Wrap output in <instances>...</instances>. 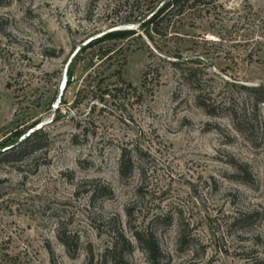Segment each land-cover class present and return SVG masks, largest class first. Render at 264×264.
Segmentation results:
<instances>
[{
    "label": "rangeland",
    "instance_id": "374dc122",
    "mask_svg": "<svg viewBox=\"0 0 264 264\" xmlns=\"http://www.w3.org/2000/svg\"><path fill=\"white\" fill-rule=\"evenodd\" d=\"M160 1L0 6V150L33 123L48 133L41 150L18 161L0 156V264L96 262L117 227L133 246L127 264H153L131 234L147 223L158 264H264V105L241 89L264 84V0H211L146 34L138 19ZM125 16L135 34L79 53L51 109L72 50ZM165 53L203 64L199 94L216 106L229 99L231 108L206 115L196 94L158 63ZM146 65L156 66L160 80L135 102L129 86L140 90ZM120 149L135 168L126 181L117 173ZM96 187L110 196L90 200ZM234 217L249 220L235 224ZM59 229L78 237L71 255Z\"/></svg>",
    "mask_w": 264,
    "mask_h": 264
},
{
    "label": "trees",
    "instance_id": "16d2710c",
    "mask_svg": "<svg viewBox=\"0 0 264 264\" xmlns=\"http://www.w3.org/2000/svg\"><path fill=\"white\" fill-rule=\"evenodd\" d=\"M211 3V0H161L158 3L156 10L153 13H150L148 18L138 19V27L144 26L147 31L157 32L153 25L164 18L167 21H170L172 18H179L185 12H194L199 10L200 6H207ZM4 0H0V6H5ZM120 26L112 25L111 27L97 31L93 37V39L80 51L83 53L87 49L94 48L98 46L100 43L105 41H116L123 40L135 34L134 28L130 26H126L130 24L128 17H122L120 19ZM89 37V38H90ZM166 57L161 55H156L157 61L161 65H166L171 69V76L173 78L174 83L176 85H180L195 93V105L200 108L206 115L208 116H218L225 110H229L231 108V103L228 100L223 102L222 104L216 106L213 103H209V99H205L201 97L199 94L202 89V83L204 81L205 73L203 71L204 65L199 63L198 61H188V59H182L179 53L175 54H164ZM149 56H152V53H149ZM156 66L146 65L144 71L142 72V77L140 81V90L135 87H130V91L134 94V101L137 102L140 97V92L143 89H146L147 85H157L160 80L159 72ZM71 73H68V83L70 84ZM242 92L245 96L250 99L253 105L262 104L264 105V84H259L257 86L250 87H242ZM120 91V88H114V92ZM103 95L108 94L107 88H104L102 91ZM35 129L32 133H30L26 138L20 141L13 147L7 148L5 150H0V156L2 159L6 161H18L22 156L27 153H31L33 151L41 150L45 148L48 143V133L46 132L45 125H39V123H33L29 126L23 135L30 129ZM22 135V136H23ZM21 136V137H22ZM20 137V138H21ZM136 155H140V151L136 150ZM118 167L117 173L118 177L121 181L128 180L133 171H134V163L131 155L125 152V149H120L118 154ZM231 175L240 182L244 184H248L246 181V175L244 172L237 170L235 168L232 169ZM89 199H95L96 197L100 198H108L110 196V192L104 188L96 187L91 188L88 191ZM152 219H150L151 221ZM232 223L235 224H243L245 225L248 217H234L231 219ZM132 238L136 243V247L145 254V257L148 261L153 264H158L160 261V253L155 244L154 237L152 235L151 229L147 225L140 230H134L132 228L131 231ZM108 241L105 246L102 248L101 253L98 255V259L96 262L93 261V258L89 260L87 264H127L125 261L126 255L130 254L133 250V246L130 241L124 237L120 227L113 229L108 235ZM57 239L61 243V245L66 249L67 253L71 255V250H76V246L78 243V237L75 234L70 232L58 230L57 231ZM209 264V263H206Z\"/></svg>",
    "mask_w": 264,
    "mask_h": 264
},
{
    "label": "water",
    "instance_id": "95a60500",
    "mask_svg": "<svg viewBox=\"0 0 264 264\" xmlns=\"http://www.w3.org/2000/svg\"><path fill=\"white\" fill-rule=\"evenodd\" d=\"M93 38H89L83 42H81L80 44H78L70 53L69 57L67 58L64 68H63V72H62V77H61V81L59 84V88H58V92L51 104V109H55L59 106V103L61 101V99L63 98V95L67 89V83H68V73H69V67L72 63V61L74 60V58L80 53V51L92 40ZM36 128H32L30 130H28L17 142L16 144H18L20 141H22L24 138H26L30 133H32L33 131H35ZM16 144L6 147L3 150L13 147Z\"/></svg>",
    "mask_w": 264,
    "mask_h": 264
}]
</instances>
